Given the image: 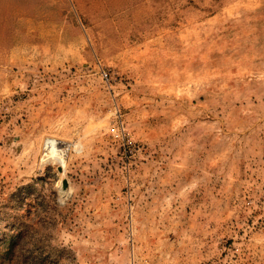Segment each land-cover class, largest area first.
Wrapping results in <instances>:
<instances>
[{
	"label": "rangeland",
	"instance_id": "obj_1",
	"mask_svg": "<svg viewBox=\"0 0 264 264\" xmlns=\"http://www.w3.org/2000/svg\"><path fill=\"white\" fill-rule=\"evenodd\" d=\"M0 264H264V0H0Z\"/></svg>",
	"mask_w": 264,
	"mask_h": 264
}]
</instances>
